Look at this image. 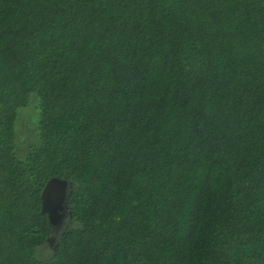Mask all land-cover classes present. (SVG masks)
<instances>
[{
	"label": "trees",
	"instance_id": "16d2710c",
	"mask_svg": "<svg viewBox=\"0 0 264 264\" xmlns=\"http://www.w3.org/2000/svg\"><path fill=\"white\" fill-rule=\"evenodd\" d=\"M0 264H264V0H0Z\"/></svg>",
	"mask_w": 264,
	"mask_h": 264
},
{
	"label": "rangeland",
	"instance_id": "374dc122",
	"mask_svg": "<svg viewBox=\"0 0 264 264\" xmlns=\"http://www.w3.org/2000/svg\"><path fill=\"white\" fill-rule=\"evenodd\" d=\"M38 99L37 96L32 95L29 101V105L26 108L20 109L16 122V134L18 145L15 150L18 157H25L29 148L38 142V124H39V111L37 109ZM74 185V184H73ZM72 187L71 189H73ZM74 221L70 220V217L66 213L64 216V231L70 227V223ZM61 230H59L60 232ZM63 231V232H64ZM59 237L54 236L52 240H48L47 243L42 244L36 250L37 257L40 259H50L59 242Z\"/></svg>",
	"mask_w": 264,
	"mask_h": 264
},
{
	"label": "water",
	"instance_id": "95a60500",
	"mask_svg": "<svg viewBox=\"0 0 264 264\" xmlns=\"http://www.w3.org/2000/svg\"><path fill=\"white\" fill-rule=\"evenodd\" d=\"M68 188L67 180L53 178L48 181L42 192L43 210L50 216L52 230L56 233L63 229Z\"/></svg>",
	"mask_w": 264,
	"mask_h": 264
},
{
	"label": "flooded vegetation",
	"instance_id": "af4514ba",
	"mask_svg": "<svg viewBox=\"0 0 264 264\" xmlns=\"http://www.w3.org/2000/svg\"><path fill=\"white\" fill-rule=\"evenodd\" d=\"M64 227H65V226H64ZM64 227H63V229H62L60 232L58 231L57 233H56L55 231L52 230V231H51L50 240H52L54 236H57V237L62 236L63 231H64Z\"/></svg>",
	"mask_w": 264,
	"mask_h": 264
}]
</instances>
